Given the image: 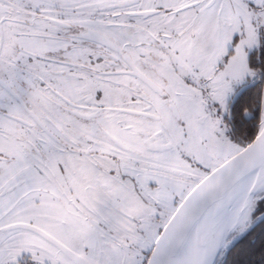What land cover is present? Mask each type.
<instances>
[{
	"label": "snow or ice",
	"instance_id": "obj_1",
	"mask_svg": "<svg viewBox=\"0 0 264 264\" xmlns=\"http://www.w3.org/2000/svg\"><path fill=\"white\" fill-rule=\"evenodd\" d=\"M0 264H264V0H0Z\"/></svg>",
	"mask_w": 264,
	"mask_h": 264
}]
</instances>
